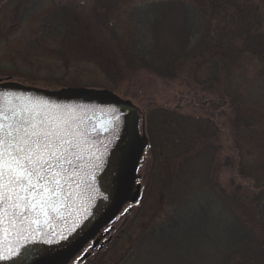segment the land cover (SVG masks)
I'll use <instances>...</instances> for the list:
<instances>
[{
  "label": "trees",
  "instance_id": "obj_1",
  "mask_svg": "<svg viewBox=\"0 0 264 264\" xmlns=\"http://www.w3.org/2000/svg\"><path fill=\"white\" fill-rule=\"evenodd\" d=\"M48 1L54 8L32 43L87 59L106 77L99 88L117 90L148 72L184 81L210 107L200 116L165 106L144 114L149 156L139 179L170 212L127 248L115 240L113 250L76 264H264V110L234 87L245 58L264 70V0H153L131 9L127 25L98 11L119 0L77 8L38 0L36 7ZM218 116L228 117V144Z\"/></svg>",
  "mask_w": 264,
  "mask_h": 264
},
{
  "label": "rangeland",
  "instance_id": "obj_2",
  "mask_svg": "<svg viewBox=\"0 0 264 264\" xmlns=\"http://www.w3.org/2000/svg\"><path fill=\"white\" fill-rule=\"evenodd\" d=\"M62 1L77 8L80 5L92 6L93 0ZM148 1L153 0H119L113 8H100L98 11L100 17L108 23L127 25L131 9ZM37 2L38 0H0V84H19L51 91L70 88L91 93L109 92L110 89L98 87L107 82L106 77L87 59L59 57L54 55L52 48L36 46L32 43L39 34V29L46 17L54 8L51 1L36 7ZM234 87L249 106L264 110V70L261 72L256 60L247 57L237 66ZM111 91L138 106L142 117L150 108L160 106L179 109L184 114L195 116L210 114L202 109L210 108L204 93L201 91L199 93L182 80H165L148 72H140L134 80L125 82L117 90ZM224 109L226 110L223 107L218 111L223 112ZM227 118L220 116L216 118L225 131L226 144L228 140L231 142L232 137ZM146 151V155L149 156V150ZM138 182L141 184L143 198L138 202L127 204L125 208H130L128 213L125 214L124 209L121 211L112 224L114 227L111 238L109 237L111 232H109L107 237L110 241L104 248L111 247L113 250L115 244L111 242L115 240L122 247L127 248L142 231L151 224L163 220L170 212L166 206L159 205L160 199L157 194H153L152 191L148 193L144 179L141 178ZM86 250L92 251L87 248ZM83 253L84 251L68 264H76ZM92 253L94 252H90ZM110 256L112 257L113 254H107V257Z\"/></svg>",
  "mask_w": 264,
  "mask_h": 264
},
{
  "label": "snow or ice",
  "instance_id": "obj_3",
  "mask_svg": "<svg viewBox=\"0 0 264 264\" xmlns=\"http://www.w3.org/2000/svg\"><path fill=\"white\" fill-rule=\"evenodd\" d=\"M16 99L21 100L19 107L7 113L0 109V231L15 242L0 251L2 261L23 256L24 246L42 231L41 214L43 224H49L47 210L56 201L73 208L68 234L58 233L59 240L69 239L91 215L92 201L103 195L96 183L103 180L98 173L103 170L107 151V146L103 151L100 147L92 150L95 142L67 115L70 110L42 99ZM119 119L113 109V127ZM34 224L38 227L33 228Z\"/></svg>",
  "mask_w": 264,
  "mask_h": 264
},
{
  "label": "water",
  "instance_id": "obj_4",
  "mask_svg": "<svg viewBox=\"0 0 264 264\" xmlns=\"http://www.w3.org/2000/svg\"><path fill=\"white\" fill-rule=\"evenodd\" d=\"M17 97L42 99L49 104L70 110L67 115L74 117L95 142L93 151L95 147H100L103 151L107 146L103 170L98 173L103 180L98 179L96 183V187L103 195L97 196L92 201L89 209L91 215L70 235L69 239L59 240L58 233L63 231L65 235L68 234L67 228L71 224L69 213L73 208L56 201L55 205L47 210L50 223L43 224L45 217L41 214L42 231H38L34 239L24 246L23 256L15 260H0V264H21V260L22 264H65L116 216L129 197L139 159L144 151V141L138 129L140 108L111 91L91 93L67 89L54 92L19 84L0 85V109L4 112L7 113L10 108L21 105V100L16 99ZM113 109L120 118L116 127L112 125ZM105 128L108 131H104ZM88 155L86 151L85 156ZM140 190L141 187L138 185L133 201L140 199ZM103 196L108 198L104 199ZM67 203L70 204L71 201ZM32 227L38 226L34 224ZM111 230L99 237L96 243ZM48 240L52 243H48ZM13 246H15L14 238L11 235L5 237L3 231H0V251Z\"/></svg>",
  "mask_w": 264,
  "mask_h": 264
},
{
  "label": "flooded vegetation",
  "instance_id": "obj_5",
  "mask_svg": "<svg viewBox=\"0 0 264 264\" xmlns=\"http://www.w3.org/2000/svg\"><path fill=\"white\" fill-rule=\"evenodd\" d=\"M140 116H141V112L139 113V115H138V118H140ZM140 120L138 119V126L140 125V122H139ZM141 132V130H140V127H139V135H140V137H142V133H140ZM143 156H144V153H142V155H141V157H140V159H139V164H140V162H141V159L143 158ZM138 164V169H139V165ZM138 169H137V171H136V174H135V179H134V181H133V186H132V189H131V191H130V194H129V197H128V199L126 200V202H125V204L122 206V208L121 209H126L125 208V206L127 205V204H129V203H132L133 202V200H132V198H133V195L136 193V189H137V186H138ZM112 226V222L111 223H109L106 227H104L102 230H100L94 237H92L91 238V240L90 241H88V242H86L85 243V246L82 248V250L76 255V256H78L83 250H85L86 248H91L92 247V249H94L95 247H94V245L96 246L97 245V247L98 246H100V245H103L104 243H105V241L110 237L111 238V234H112V232L110 233V235H109V237H107V238H102L98 243H96V244H94L93 245V242L96 240V238L98 239L99 237H101L102 236V234H104V232L108 229V228H110ZM108 241H110V240H108ZM91 246V247H90Z\"/></svg>",
  "mask_w": 264,
  "mask_h": 264
}]
</instances>
